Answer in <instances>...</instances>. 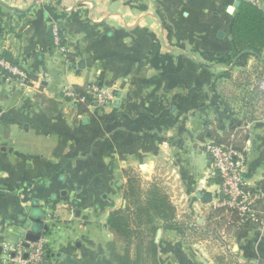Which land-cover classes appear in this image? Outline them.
Segmentation results:
<instances>
[{
    "label": "crops",
    "instance_id": "obj_1",
    "mask_svg": "<svg viewBox=\"0 0 264 264\" xmlns=\"http://www.w3.org/2000/svg\"><path fill=\"white\" fill-rule=\"evenodd\" d=\"M236 1L0 0V57L30 77L23 86L0 72V264H8L4 243L43 227L48 264H119L138 254L131 264H147V249L126 243L122 252L107 224L125 198L118 176L134 170L145 190L166 185L174 221L185 216L193 239L160 228L156 264H264V225L237 239L216 208L221 179L202 146L204 136L236 132L249 184H264V113L241 112L231 81L263 62L230 60ZM94 81L112 89L108 106L83 112L60 95Z\"/></svg>",
    "mask_w": 264,
    "mask_h": 264
},
{
    "label": "built area",
    "instance_id": "obj_2",
    "mask_svg": "<svg viewBox=\"0 0 264 264\" xmlns=\"http://www.w3.org/2000/svg\"><path fill=\"white\" fill-rule=\"evenodd\" d=\"M260 5L261 0H247ZM55 45H61L60 30L57 25L53 26ZM0 72L9 81L20 85H27L30 82L29 74L16 62L6 56L0 57ZM82 92L68 85L61 91L60 95L65 100L75 104H85L88 108H103L108 106L114 98L112 89L100 81H94L82 86ZM237 134L222 140L215 136L204 139L202 146L208 155L211 166L221 181L217 190L216 208L224 209L227 217V224L235 223V216L238 217L237 224L241 219L249 220L257 227L264 225V184L258 183L253 186L247 178L248 164L246 150L237 144ZM46 228L43 227L37 241H30L26 236L14 243H4V260L8 264H48V243ZM220 245H224L222 242ZM225 246V245H224Z\"/></svg>",
    "mask_w": 264,
    "mask_h": 264
},
{
    "label": "trees",
    "instance_id": "obj_3",
    "mask_svg": "<svg viewBox=\"0 0 264 264\" xmlns=\"http://www.w3.org/2000/svg\"><path fill=\"white\" fill-rule=\"evenodd\" d=\"M241 1L234 12L230 28L233 43L232 56L235 59L245 52L241 58L252 55L260 59L264 50V9L250 1ZM75 88L78 92L83 90L79 86ZM77 106L83 112L87 109L85 104ZM135 182L133 178H130L125 187V206L112 211L108 216L107 224L113 232L125 240L127 245H135L139 253L142 250V244L146 242V263L156 264L158 244L155 242V237L158 230L162 227L181 229V226H177L174 221L176 208L161 188L152 186L146 191H141ZM134 216L139 220L134 219ZM237 220L239 219L235 216V223L230 224V227L235 231L238 240L257 227V224L249 220L241 219L239 224ZM139 256L140 254L135 261L129 256L121 257L118 263L131 264L140 259Z\"/></svg>",
    "mask_w": 264,
    "mask_h": 264
},
{
    "label": "rangeland",
    "instance_id": "obj_4",
    "mask_svg": "<svg viewBox=\"0 0 264 264\" xmlns=\"http://www.w3.org/2000/svg\"><path fill=\"white\" fill-rule=\"evenodd\" d=\"M249 56L252 57V55H249ZM261 57H262L261 61L263 62V64H261L260 62L258 63L256 61V58H255L253 63L249 64L248 67L243 72H241L239 69L235 79L231 80L235 85L236 92H238L237 93L238 94L237 95L238 104H239L240 108L242 109L241 112H244L245 114H247L248 117L250 118V120H252V118L256 119L258 116H261L264 113V50H262ZM232 59H233V56L231 53L230 54V60H232ZM251 75H253V78H251ZM2 77L7 82L9 81L4 74H2ZM243 77H245L244 80H243ZM9 82L12 83V81H9ZM14 83H16V82H14ZM16 84H18V83H16ZM18 85H20V84H18ZM212 133H214V132L212 131ZM205 134H206V131L203 133V136ZM204 138H205V136L202 139L204 140ZM125 173H126V171H125ZM129 175H131L130 177L136 181L135 183H136L137 188H139L141 191H146L145 187L140 186L143 178H142L141 173L138 170L132 171L131 174L126 173V175L121 174L120 176H118L117 180H119V186L121 189H123L124 187H126L128 185V183L130 181V177H128ZM42 179L43 178H41V180ZM155 183L160 185V187L162 186L163 188L162 187L161 188L164 190V192H166V190L164 189V186H166V185H164L161 182H156V181H155ZM144 185L146 186V183H144ZM101 193H103V192H101ZM123 194H125V188H124ZM121 202L122 203H120L118 205L117 209H120L123 206H125V203H126L125 198H123ZM134 219L139 220V218L137 219L135 216H134ZM180 221H181V223H177V226H179V227L181 226V229H183L182 230V232H183L182 237L187 238V240H193L189 235H187L188 229H187V227H185V224L187 223L186 222L187 218H185V216H184ZM50 226H51V228H50ZM53 226H54V223L50 222L48 224V231H51ZM198 228L201 229L199 232H205L201 226H199ZM113 233L115 235V239L113 242L117 243L118 249L122 251L126 246V242L122 237L118 236L115 232H113ZM199 236L200 235H196V237H199ZM48 239H49V237H48ZM49 241H50V239H49ZM143 244H142V249L145 250L146 245L145 244L143 245ZM207 245L212 250H215V252H217L218 243L211 242V243H208ZM47 247L49 248V245H47ZM139 263H137V264H139Z\"/></svg>",
    "mask_w": 264,
    "mask_h": 264
},
{
    "label": "water",
    "instance_id": "obj_5",
    "mask_svg": "<svg viewBox=\"0 0 264 264\" xmlns=\"http://www.w3.org/2000/svg\"><path fill=\"white\" fill-rule=\"evenodd\" d=\"M241 2H242L241 0H237L233 5H230L228 7V12L233 14L235 12L236 8L240 6ZM243 53H245V52H243ZM242 54H240L237 58H235L234 62L237 61V59H239L242 56ZM82 64H83V62H82ZM200 196L203 197L206 202H210L212 200V193L211 192H206L205 194H200ZM221 196L223 197V194H221ZM38 229L39 228L37 226V230ZM160 234H161V231L158 233V235L156 237V241L159 240ZM26 237L30 241H37L40 238V235L37 232L36 233L31 232V233H28V235Z\"/></svg>",
    "mask_w": 264,
    "mask_h": 264
}]
</instances>
